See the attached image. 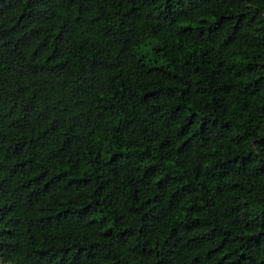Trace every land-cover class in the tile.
I'll use <instances>...</instances> for the list:
<instances>
[{"label": "trees", "instance_id": "trees-1", "mask_svg": "<svg viewBox=\"0 0 264 264\" xmlns=\"http://www.w3.org/2000/svg\"><path fill=\"white\" fill-rule=\"evenodd\" d=\"M0 258L264 264V0H0Z\"/></svg>", "mask_w": 264, "mask_h": 264}, {"label": "rangeland", "instance_id": "rangeland-1", "mask_svg": "<svg viewBox=\"0 0 264 264\" xmlns=\"http://www.w3.org/2000/svg\"><path fill=\"white\" fill-rule=\"evenodd\" d=\"M0 264H13L9 261V259H2L0 258Z\"/></svg>", "mask_w": 264, "mask_h": 264}]
</instances>
